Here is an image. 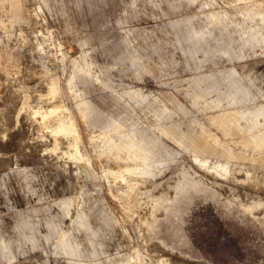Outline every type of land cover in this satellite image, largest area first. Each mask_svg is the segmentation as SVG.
<instances>
[{
	"label": "rangeland",
	"instance_id": "1",
	"mask_svg": "<svg viewBox=\"0 0 264 264\" xmlns=\"http://www.w3.org/2000/svg\"><path fill=\"white\" fill-rule=\"evenodd\" d=\"M0 264H264V0H0Z\"/></svg>",
	"mask_w": 264,
	"mask_h": 264
},
{
	"label": "bare ground",
	"instance_id": "2",
	"mask_svg": "<svg viewBox=\"0 0 264 264\" xmlns=\"http://www.w3.org/2000/svg\"><path fill=\"white\" fill-rule=\"evenodd\" d=\"M40 33V32H39ZM69 73V72H68ZM67 85L69 86V88H70V90H72V88H71V80H68V82H67ZM216 163V162H215ZM207 162L206 161H200L199 162V165L201 166V167H203L204 169H208L209 167L207 166ZM215 168H218V169H223L224 168V166H225V164H220V163H216V164H212ZM239 167V166H238ZM227 168H229V167H227ZM211 169V168H210ZM209 170V169H208ZM207 170V171H208ZM238 171V170H237ZM246 171V170H245ZM141 175H144V173H143V171L141 170ZM217 174H219V175H221L219 172H217Z\"/></svg>",
	"mask_w": 264,
	"mask_h": 264
}]
</instances>
